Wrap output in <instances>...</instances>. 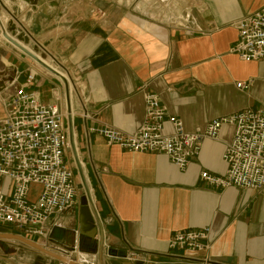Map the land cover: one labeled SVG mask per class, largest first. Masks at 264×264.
Listing matches in <instances>:
<instances>
[{"label": "crops", "instance_id": "0c3cea01", "mask_svg": "<svg viewBox=\"0 0 264 264\" xmlns=\"http://www.w3.org/2000/svg\"><path fill=\"white\" fill-rule=\"evenodd\" d=\"M262 9L264 0H38L34 11L30 0H0V73L8 78L13 69L28 71L33 76L28 89L43 103L63 110L71 106L75 114L64 160L74 173L78 197L54 223L71 226L90 192L105 241L101 262L78 251L74 260L135 264L122 258L144 252L150 262L145 264H264V189H223L201 178L204 172L225 174L222 156L233 127L224 126L218 142L206 141L183 172L165 156L132 154L88 133L105 126L137 132L144 121L145 93L157 95L188 133L247 109L263 110L264 60L242 62L231 53L238 38L235 24ZM40 12L49 21H39V36L27 37L25 30L32 29ZM4 32L52 71L8 44ZM249 80L247 92L236 88ZM5 86L0 120L2 100L21 87ZM165 132H172L169 121ZM0 187L10 193L12 183L0 179ZM203 228L212 232L210 250L197 255L198 261L164 256L176 233ZM47 245L59 255L64 250ZM51 261L45 256L43 264Z\"/></svg>", "mask_w": 264, "mask_h": 264}, {"label": "built area", "instance_id": "2783aa9c", "mask_svg": "<svg viewBox=\"0 0 264 264\" xmlns=\"http://www.w3.org/2000/svg\"><path fill=\"white\" fill-rule=\"evenodd\" d=\"M235 28L238 38L231 53L242 62L263 61L264 9L241 19ZM25 35L34 37L31 30H25ZM32 81L30 75L25 85L2 100L5 116L0 120V179L9 180L12 188L6 193L0 187V228L46 247L52 228L57 226L54 220L70 211L78 197L74 173L64 160L71 147L68 123L69 119L73 122L75 114L71 106L63 110L57 103H43L38 93L28 89ZM252 83V80L238 82L236 88L247 92ZM143 99L144 121L134 134L108 126L91 128L88 133H97L108 146H118L132 154L165 156L183 172L200 155L206 141L218 142L223 127L231 126L233 138L222 156L225 174L217 177L204 172L202 180L223 189L255 193L264 189V109H247L215 119L204 130L188 133L180 119L169 116L157 95L145 93ZM167 121L172 127L170 134L165 132ZM33 185L41 188L36 199L30 198ZM85 195L94 217L102 225L91 193ZM211 234L210 228L176 233L169 240L164 256L198 261L197 255L210 250ZM73 254L67 258L74 260ZM107 255L114 257L109 248ZM123 258L131 263H150L144 252H130Z\"/></svg>", "mask_w": 264, "mask_h": 264}, {"label": "water", "instance_id": "95a60500", "mask_svg": "<svg viewBox=\"0 0 264 264\" xmlns=\"http://www.w3.org/2000/svg\"><path fill=\"white\" fill-rule=\"evenodd\" d=\"M30 3L34 9L37 10L38 0H30ZM57 3L51 4V7H56ZM50 17L46 12H40L35 19L34 26L31 29V33L34 37L39 36L42 32L41 21H49ZM2 38L14 47L16 50L21 52L24 56L39 64L40 66L47 67L34 53L28 50L23 46L18 40L12 38L8 33L4 32ZM30 76L29 72H23L18 74L17 69L12 70V76L6 78L3 74L0 73V92L4 91L6 88V82H9L10 85L17 83L19 85H25L27 83L28 77ZM69 131L70 138L73 134V122L72 119H69ZM75 156L77 157L76 149H74ZM0 241H14L19 242L37 252L41 253L52 259L50 264H80L76 260H70L66 256L70 253L83 252L89 253L91 255L97 256L98 260L101 262L103 259V249H104V230L102 225L94 217L93 212L86 199H83L78 213V218L73 222V224L67 228H62L54 226L51 230L49 236L50 243H58L60 247H64V250L61 252V255L50 252L45 248L41 247L39 244L32 242L26 239L24 236H19L13 234L10 230L5 228H0ZM111 254H113L111 252ZM125 260V258H122ZM0 261H5L8 264H16L12 260L0 256ZM135 264H144L142 261H137Z\"/></svg>", "mask_w": 264, "mask_h": 264}, {"label": "rangeland", "instance_id": "374dc122", "mask_svg": "<svg viewBox=\"0 0 264 264\" xmlns=\"http://www.w3.org/2000/svg\"><path fill=\"white\" fill-rule=\"evenodd\" d=\"M40 193V187L36 185L30 187L31 199H36L40 195ZM0 256L10 259L16 264H43L45 259V256L37 252L36 250H33L28 246L14 241L13 243H4L0 241ZM0 264L8 263L5 261H0Z\"/></svg>", "mask_w": 264, "mask_h": 264}, {"label": "flooded vegetation", "instance_id": "af4514ba", "mask_svg": "<svg viewBox=\"0 0 264 264\" xmlns=\"http://www.w3.org/2000/svg\"><path fill=\"white\" fill-rule=\"evenodd\" d=\"M49 243H50V241H49ZM51 244H53V245H58V243H55V242H54V243H51Z\"/></svg>", "mask_w": 264, "mask_h": 264}, {"label": "bare ground", "instance_id": "6f19581e", "mask_svg": "<svg viewBox=\"0 0 264 264\" xmlns=\"http://www.w3.org/2000/svg\"><path fill=\"white\" fill-rule=\"evenodd\" d=\"M27 48V47H26ZM28 50H30L29 48H27ZM33 53V52H32ZM73 118H75V115H74V117ZM74 121V120H73ZM73 149H75V148H73ZM77 151V150H76Z\"/></svg>", "mask_w": 264, "mask_h": 264}]
</instances>
